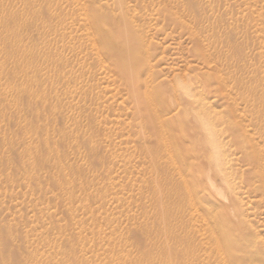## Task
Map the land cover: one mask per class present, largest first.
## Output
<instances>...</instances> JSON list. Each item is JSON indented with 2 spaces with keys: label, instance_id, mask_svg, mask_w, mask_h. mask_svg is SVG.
<instances>
[{
  "label": "rangeland",
  "instance_id": "rangeland-1",
  "mask_svg": "<svg viewBox=\"0 0 264 264\" xmlns=\"http://www.w3.org/2000/svg\"><path fill=\"white\" fill-rule=\"evenodd\" d=\"M224 232L264 264V0H0V264H220Z\"/></svg>",
  "mask_w": 264,
  "mask_h": 264
},
{
  "label": "bare ground",
  "instance_id": "bare-ground-1",
  "mask_svg": "<svg viewBox=\"0 0 264 264\" xmlns=\"http://www.w3.org/2000/svg\"><path fill=\"white\" fill-rule=\"evenodd\" d=\"M101 20L103 21L102 18H101ZM101 31H102V36L105 40L106 47L108 48L107 42H108V40H110L108 37V34L105 32L106 30H101ZM182 89H183V93L186 97L190 96L189 89H187L186 87H182ZM198 119H199L201 131L203 132L204 137L206 139L205 143L210 149V150H208V153H209L210 162L212 163L211 165H213V167L218 169L220 159H219V151H218L217 146L215 144L214 137L211 133V130H210L208 124L206 123L207 121H204L203 118H199V117H198ZM217 172H219V171H217ZM207 180H209V178ZM210 182L211 181L209 180L207 183H209V188L213 191V193L218 195V197L222 196L223 193H221V192L223 190L220 192V190L217 189V186L215 187ZM213 183H214V181H213ZM224 205H225V198L223 197V201L220 202L218 206L224 207ZM215 208H217V207H215ZM208 212L209 213L213 212V209H209V208L206 209L205 213H208ZM223 235H224V241L221 242L218 240L215 242L216 245L214 246L215 247L214 250L216 251V254L218 255V257L220 259V264H263L262 263L263 260L260 256L259 252L256 251L255 253L252 254V252L246 250L247 245L246 246H244V245L246 243L250 242L249 239L241 240L240 242H242V243L240 245H233V244L231 245V244H229V242H236L233 239H230V240L228 239L231 237L230 236L231 234L228 232H224ZM171 252L174 253V248L166 246L165 253L170 254ZM170 264H173V263H170Z\"/></svg>",
  "mask_w": 264,
  "mask_h": 264
}]
</instances>
